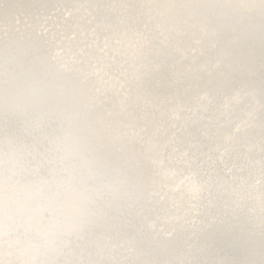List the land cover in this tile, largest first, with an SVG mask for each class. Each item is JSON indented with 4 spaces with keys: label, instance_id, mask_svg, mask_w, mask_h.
<instances>
[{
    "label": "snow or ice",
    "instance_id": "1",
    "mask_svg": "<svg viewBox=\"0 0 264 264\" xmlns=\"http://www.w3.org/2000/svg\"><path fill=\"white\" fill-rule=\"evenodd\" d=\"M0 264H264V0H0Z\"/></svg>",
    "mask_w": 264,
    "mask_h": 264
},
{
    "label": "bare ground",
    "instance_id": "2",
    "mask_svg": "<svg viewBox=\"0 0 264 264\" xmlns=\"http://www.w3.org/2000/svg\"><path fill=\"white\" fill-rule=\"evenodd\" d=\"M74 1V0H70ZM14 2H24V3H61V4H69V5H77V3H64L63 1L60 2V0H14ZM73 16L68 17L66 12H59L58 15L61 17V19H67L68 23L72 25V28L75 30L76 40H86L89 39L88 36L84 34L82 31L83 28L87 26L88 23L92 21L93 14L88 13L86 10H77L72 9ZM79 24L80 28H77L76 25ZM214 50L212 48H199L194 47L190 50L188 53L189 59H191L193 56H195L198 59H208L209 62L214 58ZM111 103L118 104L119 100L118 98H113ZM188 107L191 109L192 112H195L196 109V103L195 100H193ZM201 120H195L190 125L184 124L183 121H181L175 128L174 131L177 133L178 137H187L193 134L194 130H198L201 124ZM169 130H173V126L169 124ZM259 137H260V129L259 126L255 128L254 133V139L257 143V159H259Z\"/></svg>",
    "mask_w": 264,
    "mask_h": 264
},
{
    "label": "water",
    "instance_id": "3",
    "mask_svg": "<svg viewBox=\"0 0 264 264\" xmlns=\"http://www.w3.org/2000/svg\"><path fill=\"white\" fill-rule=\"evenodd\" d=\"M64 2V3H77V5L79 4H95V3H99V2H104V0H74V1H70V0H60V2ZM115 2V0H114ZM88 13H92L93 15L95 14L94 13V10L92 9H87L86 10ZM207 61H209L208 59H205Z\"/></svg>",
    "mask_w": 264,
    "mask_h": 264
}]
</instances>
